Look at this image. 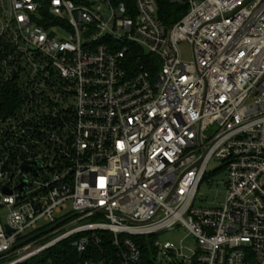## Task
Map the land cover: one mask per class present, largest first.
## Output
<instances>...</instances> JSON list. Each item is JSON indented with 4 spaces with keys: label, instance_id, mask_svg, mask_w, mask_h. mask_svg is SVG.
<instances>
[{
    "label": "built area",
    "instance_id": "2783aa9c",
    "mask_svg": "<svg viewBox=\"0 0 264 264\" xmlns=\"http://www.w3.org/2000/svg\"><path fill=\"white\" fill-rule=\"evenodd\" d=\"M169 1L0 0V264H264V0Z\"/></svg>",
    "mask_w": 264,
    "mask_h": 264
},
{
    "label": "rangeland",
    "instance_id": "374dc122",
    "mask_svg": "<svg viewBox=\"0 0 264 264\" xmlns=\"http://www.w3.org/2000/svg\"><path fill=\"white\" fill-rule=\"evenodd\" d=\"M179 52L181 59L184 62H190L192 60L190 47L187 44H181L179 45ZM216 128H214L213 131H215ZM207 175L202 182L194 202V207L197 208H214L216 206H221L225 202V196H226V187L225 183L227 181V174L224 169L221 168V164L215 160H213L208 168H207ZM68 210L66 213L63 214L65 216L68 214L70 209V202L66 204ZM5 217V216H3ZM62 217L58 216V218ZM46 224L40 222L38 224V228H45ZM187 232L183 228H178L177 230L173 232H164L157 236V241L161 244H164L166 242H171L176 246L182 245L189 249L190 251H196L198 249V245L196 243V240H194L192 237H189L186 239ZM47 252L40 254L37 257H34L32 259H29L28 261L24 262H30V261H36L37 259H42L44 255H46ZM51 259L48 260L50 262ZM23 263V264H24Z\"/></svg>",
    "mask_w": 264,
    "mask_h": 264
},
{
    "label": "trees",
    "instance_id": "16d2710c",
    "mask_svg": "<svg viewBox=\"0 0 264 264\" xmlns=\"http://www.w3.org/2000/svg\"><path fill=\"white\" fill-rule=\"evenodd\" d=\"M158 5L157 17L167 27H170L180 21L187 13L188 6L184 2L173 3L169 0H156ZM149 68L152 74H155L158 70V62L155 59H151ZM151 238H142L138 240L140 248L143 252L144 259L148 255L147 242H151ZM74 257V249H72L70 242L66 241L58 246L47 251L46 255L42 259L36 261H30L24 264H48V260L51 259L53 264H68Z\"/></svg>",
    "mask_w": 264,
    "mask_h": 264
},
{
    "label": "water",
    "instance_id": "95a60500",
    "mask_svg": "<svg viewBox=\"0 0 264 264\" xmlns=\"http://www.w3.org/2000/svg\"><path fill=\"white\" fill-rule=\"evenodd\" d=\"M199 1H202V0H199ZM7 232H8V233H10V231H9V230H8Z\"/></svg>",
    "mask_w": 264,
    "mask_h": 264
}]
</instances>
